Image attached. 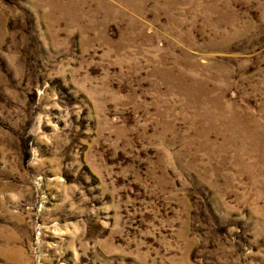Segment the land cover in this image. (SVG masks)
I'll use <instances>...</instances> for the list:
<instances>
[{"label": "rangeland", "instance_id": "rangeland-1", "mask_svg": "<svg viewBox=\"0 0 264 264\" xmlns=\"http://www.w3.org/2000/svg\"><path fill=\"white\" fill-rule=\"evenodd\" d=\"M0 264H264V0H0Z\"/></svg>", "mask_w": 264, "mask_h": 264}]
</instances>
